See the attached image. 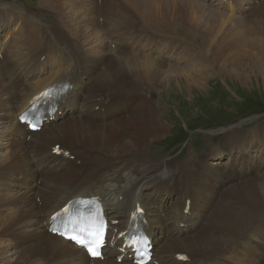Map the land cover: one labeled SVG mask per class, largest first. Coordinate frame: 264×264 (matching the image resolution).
I'll return each mask as SVG.
<instances>
[{"label": "bare ground", "instance_id": "bare-ground-1", "mask_svg": "<svg viewBox=\"0 0 264 264\" xmlns=\"http://www.w3.org/2000/svg\"><path fill=\"white\" fill-rule=\"evenodd\" d=\"M166 1L184 2L192 10L201 5L189 17L194 33H205L201 46L230 47L233 69L242 72L264 64V0ZM36 4H0L6 12L0 13V40L14 30L16 19H33L30 28L14 32L12 43L0 42V138L5 140L0 145V264H136L125 244L139 208L145 212L143 228L152 244L147 264L255 263L264 249V180L259 181L264 170L260 177L252 172L263 169L264 156L244 155L243 149L245 143L264 149V124L248 133L236 123L240 132H232L228 142L237 141V159H211L215 148L207 159L176 164L165 156L150 159L155 154L149 148L155 139L166 137L168 127L154 91L171 82V75L184 84L183 95L190 84L202 90L193 61L174 67L149 51V42L138 46L135 40L119 39L117 27L139 19L137 14L128 18L130 10L122 0ZM242 6L249 8L248 20L232 27L239 40L228 35L226 21L235 18L232 7L245 11ZM244 40L256 57L247 55ZM239 64L243 70L235 68ZM64 83L71 87L44 106L41 129L29 131L21 117L34 99L47 87ZM230 131L227 126L220 134ZM79 196L101 198L106 208L109 243L103 260L89 258L84 249L48 229L52 215Z\"/></svg>", "mask_w": 264, "mask_h": 264}, {"label": "rangeland", "instance_id": "rangeland-1", "mask_svg": "<svg viewBox=\"0 0 264 264\" xmlns=\"http://www.w3.org/2000/svg\"><path fill=\"white\" fill-rule=\"evenodd\" d=\"M122 1L129 7L130 15H128V18L135 19V14H137L139 19L132 26L117 27L118 38L125 43L135 40L138 46H140V42H149V51L161 54L174 67L179 66L183 68V66L186 67L187 60L193 61L192 67L195 65L194 68L198 70V79L196 74L195 79L197 81L201 80L203 85V89L199 91L194 84H190L186 88V92L184 90L183 95V91L180 89H184L185 86L182 83L181 86L174 81L176 75H171V79L169 80L171 82L164 81L163 85L159 84V89L154 91V100L158 104V107H160V113L163 117H166L165 120L168 123V127L165 136L167 138L159 137L158 140H154L155 145L149 149H153L155 156L150 159H159L165 156L173 161L175 160V164L184 159H207V153H210V149L212 148H215L216 154L211 159L227 161L239 158L238 150L240 151V149L237 146V141L233 142V145H225L222 143V138L229 140L232 132H240V128L236 127V123H239L241 128L248 133H251L256 128V125L260 123L264 124V64L261 67H258V64L251 65L245 67L244 71L238 72L232 68L234 61L232 59L235 58V55L233 57V51L230 47L216 43L201 46L203 34L205 33L198 29L197 31L200 33H194L195 26L191 22L193 18L189 19L195 11L200 9L201 5L199 3H196L195 8L192 10L184 2H168L166 0ZM239 1L240 3H244L243 0ZM36 2L37 0H0L1 5L4 3L6 7L13 8H15L11 6L13 4L18 7H33L37 5ZM138 4L144 11L149 12V18L142 14ZM242 7H245V11L232 7L230 11L234 9L231 13L235 14V18L226 21L228 35L231 38L239 40L243 39L239 37L232 27H241L240 24L248 20L246 15L249 8L247 6ZM4 8L0 10L2 16L6 14ZM238 13H242V16L237 17ZM205 14L210 18L207 11ZM202 15L198 20L202 19ZM10 17L9 19H11ZM152 17L158 22H153L154 19L151 20ZM48 18H51V15H47ZM32 23L33 19L27 16L23 21L16 19V23H12L14 28L11 31L13 32V37L10 38L11 32L9 34L6 33L7 29L6 32L3 31L1 33H6V37L3 35L0 42H5V44L12 43L15 37L14 32L20 34L25 28H30ZM110 26L112 25H108L107 28ZM107 32L108 30H105V33ZM106 35L104 34L105 38ZM245 42L247 44V55L249 57H256L255 53L251 50L249 42ZM202 47L203 49H201ZM208 48L209 51L207 50ZM180 55L182 59L179 57ZM240 65L242 66V64H239L235 68L243 70V67H239ZM232 71L235 74L230 76V72ZM203 72H206V74H203ZM188 82H190L189 79ZM178 94L180 95L178 96ZM227 126L231 127V131L227 135L226 132L224 135H221L220 133ZM3 129V123L0 121V132ZM209 132L211 136L207 134ZM248 133L244 132L245 136ZM4 141V138H0V145ZM261 147L259 143L255 145L245 143L243 154L264 156V149ZM231 149L235 151L233 156L228 153ZM250 164L254 165L256 163L251 162ZM261 165L263 169H260L259 173L253 170V175L258 174V177H260L259 174L264 170L263 164ZM261 165L259 166L260 168H262ZM237 167L239 166L237 165ZM248 167L250 168V166ZM226 179L229 180L228 177ZM263 180L259 181L262 182ZM5 192L10 194L8 191ZM218 198L221 199L220 197ZM8 245L10 246V244ZM263 250L261 249L260 256L257 257L256 262L253 264H264ZM199 252L202 253L203 250Z\"/></svg>", "mask_w": 264, "mask_h": 264}, {"label": "snow or ice", "instance_id": "snow-or-ice-1", "mask_svg": "<svg viewBox=\"0 0 264 264\" xmlns=\"http://www.w3.org/2000/svg\"><path fill=\"white\" fill-rule=\"evenodd\" d=\"M23 119L24 118L21 117V120ZM33 127L35 128L34 125ZM56 151L59 152L60 149L57 148ZM90 203L95 204L96 201L93 200ZM64 211H67V209H65ZM57 215H59V213ZM55 219L56 216H53L52 220L54 221ZM112 223L115 224V222ZM52 231L56 232L57 229L53 228ZM59 234L69 241H72L74 244L78 245L81 249H85L87 254L91 257L98 260H103L104 257L101 250L106 247L108 239V221H106L105 219H99V223L96 225L95 230L88 231L86 237L84 235L72 234L66 231L60 232ZM121 235H123V233H121ZM139 243H142V241L131 239L128 247L136 248L137 252H139L140 259L138 260L137 264H147L146 260L144 259L145 253L141 251L139 247H137Z\"/></svg>", "mask_w": 264, "mask_h": 264}, {"label": "crops", "instance_id": "crops-1", "mask_svg": "<svg viewBox=\"0 0 264 264\" xmlns=\"http://www.w3.org/2000/svg\"><path fill=\"white\" fill-rule=\"evenodd\" d=\"M222 143L225 144V145H226V144H227V145H232V143H229V142H228V139H223Z\"/></svg>", "mask_w": 264, "mask_h": 264}]
</instances>
